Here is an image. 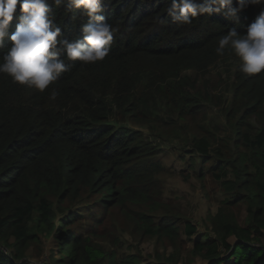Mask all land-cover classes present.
I'll list each match as a JSON object with an SVG mask.
<instances>
[{
	"label": "trees",
	"instance_id": "16d2710c",
	"mask_svg": "<svg viewBox=\"0 0 264 264\" xmlns=\"http://www.w3.org/2000/svg\"><path fill=\"white\" fill-rule=\"evenodd\" d=\"M169 3H105L103 14L117 29L109 55L87 65L64 57L69 70L42 93L0 74V264H24L29 242L42 235L52 250L50 264H141L140 254L119 256L77 232L73 211L58 218L87 194L100 209L97 222L117 208L139 234L174 244L180 218L161 202L154 181L162 169L154 161L158 146L122 119L176 132L196 117H202L191 140L200 157L197 174L218 183L225 200L211 217L214 236L192 240L193 256L206 264H264V72L246 76L237 57L215 52L230 27L245 34L261 6L248 3L238 24L213 14L178 26L167 15ZM54 12L64 38L82 35L86 17L63 7ZM19 14L18 6L10 31ZM225 63L230 98L214 93L226 85L225 73L214 88L206 79ZM215 103L223 104L219 122L208 118ZM116 115L122 122H114ZM240 204L243 220L232 211ZM184 231L190 239L198 235L189 220ZM176 259L159 255L155 264Z\"/></svg>",
	"mask_w": 264,
	"mask_h": 264
},
{
	"label": "clouds",
	"instance_id": "9594fccd",
	"mask_svg": "<svg viewBox=\"0 0 264 264\" xmlns=\"http://www.w3.org/2000/svg\"><path fill=\"white\" fill-rule=\"evenodd\" d=\"M110 0H0V50L3 52L0 74L13 83L44 92L69 70L65 58L84 65L103 61L110 53L117 29L103 14ZM261 6L255 20L239 34L235 26L218 40V56L233 54L239 60V71L246 76L264 72V0H170L167 15L178 26L191 25L199 16L222 15L239 23V13L247 6ZM19 6L15 31H10ZM63 7L69 14L79 12L87 18L81 25V36L67 39L55 23L54 8ZM167 23V21H161ZM56 91L51 92L55 99Z\"/></svg>",
	"mask_w": 264,
	"mask_h": 264
},
{
	"label": "rangeland",
	"instance_id": "374dc122",
	"mask_svg": "<svg viewBox=\"0 0 264 264\" xmlns=\"http://www.w3.org/2000/svg\"><path fill=\"white\" fill-rule=\"evenodd\" d=\"M228 63V62H227ZM225 65L219 64L212 69L206 79L211 81L214 88L217 83L214 79L219 74H223ZM234 69L231 70V73ZM228 73L223 75L226 85L222 84L215 89L216 95L230 98L232 92L228 91ZM231 76V74L229 75ZM223 104L215 103L208 114L210 121L222 119L220 111ZM202 117L193 118L186 123L187 129L176 132L152 130L149 124L141 125L131 119H122L137 130H141L151 142L157 145L154 161L161 164V171L155 175L157 187L162 189L161 202L169 206V212L176 218H180V233L173 244L171 239L166 238L159 241L152 236L139 234L138 229H134L133 224L125 217L119 209H112L107 219L97 222L96 218L100 209H96L92 199L85 195L82 199L76 200L69 206L66 205L65 212H58V218L73 211L75 216V226L79 228L77 232L90 239L94 244L103 246L107 251L114 250L119 256L127 254H140L141 264H155L159 255H176V264H206L205 259L193 256V241L203 234L214 236L211 217L219 211L224 203L225 196L222 188L211 177L200 179L197 169L200 165V157L194 153L192 139L195 136L196 124ZM114 122L121 121L120 116L113 118ZM232 211L245 218V207L243 205L232 206ZM159 216H162L160 214ZM189 220L198 228V235L192 239L187 237L184 228L185 222ZM95 231V232H93ZM47 236L42 235L38 239L32 238L24 251L20 262L24 264H50L52 253ZM50 239V238H49ZM233 240V239H231ZM54 242V243H53ZM51 243L55 246V240L51 238ZM264 248V237L259 243ZM1 247V246H0ZM56 250H59L56 248ZM56 254V253H55ZM57 255V254H56ZM55 255V256H56ZM163 261V260H162Z\"/></svg>",
	"mask_w": 264,
	"mask_h": 264
}]
</instances>
